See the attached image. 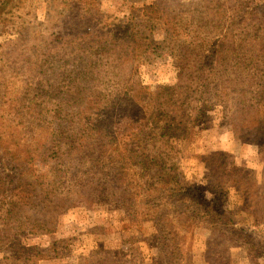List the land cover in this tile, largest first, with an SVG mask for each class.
<instances>
[{
  "label": "rangeland",
  "instance_id": "rangeland-1",
  "mask_svg": "<svg viewBox=\"0 0 264 264\" xmlns=\"http://www.w3.org/2000/svg\"><path fill=\"white\" fill-rule=\"evenodd\" d=\"M263 57L264 0H0V157L30 153L31 180L74 202L52 233L0 246V264H165L156 227L131 210L146 195L126 206L105 190L130 156V191L151 184L136 174L142 155L172 165L186 190L234 221L213 230L202 205L157 189L146 202L176 224V264H264V139L238 118L244 104H263ZM146 98L180 99L171 105L195 133L161 137ZM132 131L144 147L133 155ZM16 179L13 163H0V185Z\"/></svg>",
  "mask_w": 264,
  "mask_h": 264
},
{
  "label": "trees",
  "instance_id": "trees-1",
  "mask_svg": "<svg viewBox=\"0 0 264 264\" xmlns=\"http://www.w3.org/2000/svg\"><path fill=\"white\" fill-rule=\"evenodd\" d=\"M264 58V57H263ZM261 58V59H263ZM260 59V60H261ZM220 67V66H219ZM177 88V87H176ZM133 96L139 97V91L136 89L132 90ZM177 93H180L177 91ZM167 100V99H165ZM148 101V98L143 99L142 103ZM153 100H149L148 104H141L145 107L147 111H154L155 115L158 118L160 126V136L163 138H175L178 137L183 140H188L192 134L195 132L196 121H188L185 118V112H179L174 109V106L171 104H181L180 99H176L175 102H159L158 99H155V104H151ZM257 105L259 108H257ZM173 107V108H170ZM200 114H196V117ZM264 100L263 104L257 103H246L239 109V121H241L240 126L248 130V128H255L258 131L262 132L264 139ZM252 121V122H251ZM84 134L81 133V137ZM140 133L132 131L129 135V140L131 142V152L144 151V147H140ZM2 141L0 140V144ZM17 141L15 144L17 145ZM72 143H70V146ZM264 145V142H263ZM68 146L64 153L68 155L67 152L73 146ZM7 152L4 149L5 153ZM6 155V156H5ZM4 159L0 157V163L4 165L8 163H13L14 169L17 171L16 182L6 187L5 184L0 185V201H2L3 212L4 214L0 216V246L9 245L12 241L15 240V236L23 233L39 235L52 233L56 227V218L58 214H62L68 208L74 205V202H70L66 198L63 199L61 196H54V189L44 182L37 180H31L30 173L34 167V157L27 153L26 155L8 152L5 154ZM33 157V158H32ZM154 157V158H149ZM133 159V160H132ZM34 160V161H33ZM158 156H146L142 155V158L137 162L138 171L136 174H142V176H148L152 178L151 184L149 180L146 181V184L135 187V190L130 191L129 177L133 175L129 174V168L134 162V156L123 157L118 161L117 166H112L111 179L105 182V190L110 189L118 197V201L123 205L133 206L136 199L132 198V195L144 194L146 198L140 199L144 202L148 198L151 201H155V198L152 196V193L164 192L166 200L176 199L180 202L187 201L191 199L192 202L197 205H202L204 209L202 211L206 215L212 213L218 215L214 219V215H211V222L214 226L213 230H219L221 225L231 227L234 225L233 218L228 216L226 212L221 211V207L217 204L204 200V198L198 196L193 190H186L177 179V175L172 165L166 166L159 164ZM135 175V174H134ZM122 185L116 186L120 183ZM116 183V184H115ZM140 197V196H139ZM138 197V198H139ZM162 198V196H160ZM80 198H85V196L80 195ZM51 199H55L53 204H51ZM140 202L143 205V210L138 211L131 209L134 214L139 215V220L143 222L150 221L156 227L155 232H158L156 242L158 252L165 261V264H176L178 260V246L179 242V232L176 230V224L170 218L165 205L160 204H151ZM89 205L91 202L88 203ZM42 205L40 212L35 215L32 214L33 207H38ZM44 212H47L44 214ZM242 241L246 240V243H250V237L240 231L238 235ZM6 260L15 262L19 260V257L14 258L7 257ZM15 260V261H14ZM84 262H89V260H84Z\"/></svg>",
  "mask_w": 264,
  "mask_h": 264
}]
</instances>
